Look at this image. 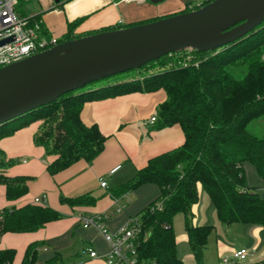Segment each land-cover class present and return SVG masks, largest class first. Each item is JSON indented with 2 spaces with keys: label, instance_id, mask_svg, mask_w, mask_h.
<instances>
[{
  "label": "trees",
  "instance_id": "obj_1",
  "mask_svg": "<svg viewBox=\"0 0 264 264\" xmlns=\"http://www.w3.org/2000/svg\"><path fill=\"white\" fill-rule=\"evenodd\" d=\"M185 7L179 13L195 10ZM176 13V14H179ZM173 14V15H176ZM22 16L26 14L21 12ZM172 16V15H171ZM36 20V21H35ZM149 19L127 25H114L94 32L76 33L82 18L67 23L60 42L83 36L141 25ZM38 22L44 35L38 17ZM264 22L237 41L214 51L185 50L166 55L140 68L158 69L152 75L131 82L114 83L87 92L66 93L50 104L0 126V140L31 123L40 121L33 143L53 157L46 171L54 176L76 162L90 163L104 148L105 138L96 125L85 126L81 110L85 103L131 93L162 91L164 101L157 107V130L178 125L184 143L177 149L148 160L134 177L120 188V193L143 184H156L160 196L137 220L140 232L136 242V264H183L177 257L172 221L182 215L188 249L195 264H203L211 226L193 224L192 207L197 204L198 186L212 204L216 218L224 225L233 223L261 229L264 245V199L245 185L243 162L254 165L264 179V138L251 134L248 125L264 116ZM49 124L45 127V124ZM17 162L0 150V185L8 201L27 193L29 176H7ZM70 207L91 206L89 196L61 198ZM158 205V208L156 207ZM54 210L37 205L0 210V237L7 233H33L50 222L61 219ZM41 243L25 249L20 264H40ZM15 251L0 250V264H13ZM42 264H65L56 254Z\"/></svg>",
  "mask_w": 264,
  "mask_h": 264
},
{
  "label": "crops",
  "instance_id": "obj_2",
  "mask_svg": "<svg viewBox=\"0 0 264 264\" xmlns=\"http://www.w3.org/2000/svg\"><path fill=\"white\" fill-rule=\"evenodd\" d=\"M44 1L47 6L53 4L55 9H62L59 11L62 26L46 27L42 21L44 12L34 13L28 9L25 14L38 17L43 29L55 37H60L65 32L67 23L80 18L83 21L76 29L78 34L117 24H132L144 19H160L179 13L185 7H192L190 0H185L186 4L182 8L158 14L155 8L164 3H171L172 0H165L157 5L151 4L149 0V4L143 6L145 8L141 11H137L135 7L130 8L132 4L122 3L121 0H59L58 3H54V0ZM194 1L196 6L203 2ZM142 12L145 15H142ZM164 99V93L157 91L148 94L131 93L85 103L81 110V121L85 126H97L105 138L103 151L90 163L80 160L54 176H50L46 171L53 157L46 156L43 149L33 143L41 125L40 121L0 140V150L5 157L17 162V165L7 171V176L23 175L32 178L27 184V193L12 201L6 199L5 187L0 185V210L34 205L35 198L44 197V207L62 216L61 219L50 222L33 233L2 235L0 250L15 251L13 264L21 263L25 249L33 243L42 244L38 250L40 264L56 254L60 255L65 264H107L105 259L109 252L108 244L97 229H84L79 218L102 216V225L108 232L114 233L131 218H137L159 198L160 191L156 184H143L125 194L120 193V188L129 182L138 170L143 169L149 159L177 149L184 143V136L178 125L157 130L154 128L155 123H149L151 117H156L157 107ZM251 129L259 135L250 132L251 134L264 138V116L251 122L247 130ZM116 167L119 168L110 173ZM242 169L246 187L264 199V179L258 176L254 165L243 162ZM103 181L106 183L105 187L100 186ZM79 196H89L95 203L91 206L70 207L61 201V198ZM198 196L197 204L192 207L193 224L196 227L209 226L207 211L213 206L200 186ZM244 228L246 245H252L251 250L255 251L256 259L264 261L261 229L251 225ZM215 236L217 259L230 255L233 250L245 248L231 246ZM182 241L187 245L186 235L182 237ZM208 247L209 238L204 253ZM259 249L262 251L257 254ZM89 250L95 253L94 258L89 257ZM178 258L183 264H195L190 251L183 258Z\"/></svg>",
  "mask_w": 264,
  "mask_h": 264
},
{
  "label": "water",
  "instance_id": "obj_3",
  "mask_svg": "<svg viewBox=\"0 0 264 264\" xmlns=\"http://www.w3.org/2000/svg\"><path fill=\"white\" fill-rule=\"evenodd\" d=\"M262 22L264 0H211L189 12L61 42L0 68V126L66 93L138 70L166 55L214 51Z\"/></svg>",
  "mask_w": 264,
  "mask_h": 264
},
{
  "label": "built area",
  "instance_id": "obj_4",
  "mask_svg": "<svg viewBox=\"0 0 264 264\" xmlns=\"http://www.w3.org/2000/svg\"><path fill=\"white\" fill-rule=\"evenodd\" d=\"M30 1L0 0V43L8 40V42L0 44V68L48 50L60 43L59 37L48 32V35H44L39 23L33 21L32 16L20 15V4L25 5ZM145 1L121 0L122 3L135 5H140ZM155 122L156 117L149 119L150 124ZM118 168H114L110 173L115 172ZM105 184L103 181L100 186L105 187ZM33 204L44 207V197L35 198ZM156 207L158 208V205ZM79 221L84 229H97L108 244L109 252L105 259L107 264H136V242L140 232L137 218H131L114 233L108 232L102 225V216H84L79 218ZM88 255L90 258L95 257V253L90 250ZM218 261V264H264L263 260L256 259L255 251L245 248L233 250L228 256H220Z\"/></svg>",
  "mask_w": 264,
  "mask_h": 264
},
{
  "label": "rangeland",
  "instance_id": "obj_5",
  "mask_svg": "<svg viewBox=\"0 0 264 264\" xmlns=\"http://www.w3.org/2000/svg\"><path fill=\"white\" fill-rule=\"evenodd\" d=\"M205 1V0H203ZM191 6H196V1L190 0ZM47 2L44 0H31L30 3L27 4H20L19 6V13L21 15V12H25L28 9L30 12H44L45 16L43 17L42 21L44 25L48 28H52L54 25H59L62 26L61 20L62 17L60 15V10L62 9H55L54 5L52 6H47ZM149 4V0H146L144 3L135 6V4L130 5V8H134L137 11H141L144 9L145 5ZM186 4L185 0H172L171 3L169 2L168 4L164 3L162 5L157 6L155 9L157 10L158 14H166L168 12L176 11L179 8H182L183 5ZM54 9V10H53ZM142 15H145L144 12L141 13ZM170 16V15H168ZM149 20V19H146ZM144 19V21H146ZM36 21V20H35ZM38 23V22H37ZM127 25V24H126ZM263 61H264V55H263ZM158 69L152 70V71H143L141 69L138 70H132L128 72H124L121 74H117L115 76H111L109 78L91 83L89 85H86L84 88L77 90L78 92H87L90 90H97L101 88L102 86H107L111 85L114 83H120V82H131L137 79L142 78L143 76H149L157 72ZM49 124H45V127H48ZM249 132H252L256 135H259L258 132H254V130H250ZM261 198V197H260ZM212 209V210H211ZM207 211V219H208V224L209 226L213 227L212 232L209 237V247L207 248L206 252L203 255V264H218V259L216 257V249H215V235H217V239L223 240L225 243L235 246V247H245L247 250H251V246L246 245L247 239L244 237V227L250 226V225H244V224H238V223H233L230 226L224 225L221 222H219L216 218L214 208L211 207ZM184 218L182 215L176 216L173 221H172V226H173V231L175 235V240H176V251L178 254V257L183 258L187 253H189L188 246L186 245L185 241H182V237L185 236V231H184V225H183ZM214 230V231H213ZM262 238V237H261ZM262 240V239H261ZM252 243L253 240L251 239ZM262 248V247H261ZM262 250L259 249L257 254H260ZM185 264H190V263H185Z\"/></svg>",
  "mask_w": 264,
  "mask_h": 264
},
{
  "label": "flooded vegetation",
  "instance_id": "obj_6",
  "mask_svg": "<svg viewBox=\"0 0 264 264\" xmlns=\"http://www.w3.org/2000/svg\"><path fill=\"white\" fill-rule=\"evenodd\" d=\"M61 43V42H60Z\"/></svg>",
  "mask_w": 264,
  "mask_h": 264
}]
</instances>
